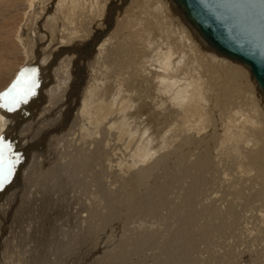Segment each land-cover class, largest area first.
<instances>
[{
    "label": "bare ground",
    "instance_id": "obj_1",
    "mask_svg": "<svg viewBox=\"0 0 264 264\" xmlns=\"http://www.w3.org/2000/svg\"><path fill=\"white\" fill-rule=\"evenodd\" d=\"M175 1L23 0L38 102L0 107V264H264V78Z\"/></svg>",
    "mask_w": 264,
    "mask_h": 264
},
{
    "label": "water",
    "instance_id": "obj_2",
    "mask_svg": "<svg viewBox=\"0 0 264 264\" xmlns=\"http://www.w3.org/2000/svg\"><path fill=\"white\" fill-rule=\"evenodd\" d=\"M208 41L239 52L264 78V0H176Z\"/></svg>",
    "mask_w": 264,
    "mask_h": 264
},
{
    "label": "rangeland",
    "instance_id": "obj_3",
    "mask_svg": "<svg viewBox=\"0 0 264 264\" xmlns=\"http://www.w3.org/2000/svg\"><path fill=\"white\" fill-rule=\"evenodd\" d=\"M5 2H6V4H5ZM13 3V4H12ZM3 4H5V6L3 5ZM22 4H23V0H0V91L1 92H3L4 90L6 91L8 88H9V86L13 83V81L15 80V78H16V75L18 74L17 72V70H18V68L24 63V58H23V56H22V49H20L19 50V48L15 45V43H14V41H13V31L16 29V27L22 22V14H20V13H22V11L24 10L23 9V7H22ZM19 5V6H18ZM13 29V30H12ZM121 30V29H120ZM120 30H119V32H120ZM122 32V31H121ZM120 32V34H121V37L123 36V34ZM121 39V42H120V44L122 43V39L123 38H120ZM13 41V42H12ZM124 41V40H123ZM9 42V43H8ZM6 47V48H5ZM107 48H109V47H107ZM124 48V47H123ZM10 49V50H9ZM109 56H110V58H109ZM122 56H123V54H122ZM107 57L109 58H107L106 60H104V61H108V62H106L108 65L107 66H109V67H113V66H115V61H114V59H112V54L110 55V54H107ZM125 57V56H124ZM106 58V57H105ZM109 61L111 62L110 64H109ZM113 63V64H112ZM119 64V63H118ZM19 66V67H18ZM11 77V78H10ZM11 79V80H10ZM179 91L180 92H182L181 91V89H179ZM29 97H31L30 95H28L26 98H29ZM25 98V99H26ZM37 99H35L34 97H31V100L29 101V103L31 102L33 105H34V101H35V104L38 102V100L36 101ZM127 99H121V100H116V103L115 104H118V106H120L121 105V107L123 108V111L124 110H127V111H129V113H128V115L126 114L125 115V118H128V117H132L131 118V123L132 124H136V125H138V126H140V124H141V120H143L144 122H149L150 121V125L148 124V126H149V131L151 132H154V133H157L158 132V130L160 129L161 130V127H162V125H160V123H159V121H160V119L161 118H157L156 117V119L154 120V121H152L153 120V118H154V114H150V113H153V112H146V115H145V113H144V109H143V106H142V103H141V100H139V99H134V100H127ZM33 101V102H32ZM161 101L160 100H158L157 99V101L155 102V104H154V106H156V107H158V110L160 109V107L161 106H163V104L161 105V103H160ZM24 103V100H22L20 103H18V104H16V105H12V104H8V108H12L13 107V109H14V113H16V114H14L15 116V118L17 119H14V121L16 122V121H19V118L21 117V114L23 113L22 111H24L25 110V108H26V106L23 108V107H21L22 106V104ZM129 103V104H128ZM32 104H29V105H31V106H33ZM137 105V106H136ZM141 107H140V106ZM163 107H165V106H163ZM7 108V109H8ZM135 108V109H134ZM166 108V107H165ZM132 109H134V110H132ZM162 109V112L164 111H167L168 109H164L163 110V108H161ZM22 110V111H21ZM20 111V113H18ZM157 111V110H156ZM114 112V111H113ZM115 113V112H114ZM113 113V114H114ZM132 113V114H131ZM138 113H140V115L138 114ZM169 114L170 112H165V114ZM170 114H172V113H170ZM22 116H24V114H22ZM167 116V115H166ZM171 116V115H170ZM169 116V117H170ZM139 117H142V118H140L139 119ZM143 118H146L145 120L143 119ZM152 118V119H151ZM158 119H159V121H158ZM149 120V121H148ZM158 123H157V122ZM153 122V123H152ZM154 122H156V124L154 123ZM127 124V123H126ZM152 124V125H151ZM159 124V125H158ZM24 126V125H23ZM142 126V125H141ZM155 127V128H154ZM157 127V128H156ZM130 128V126H127V125H124V127H123V129L124 130H127V129H129ZM9 129H11V128H9ZM159 130V131H160ZM12 129L11 130H9L6 134H4L3 135V137H0V142H2V143H4L5 141V143H6V145H9L10 144V147L8 148V149H5L4 151V157H5V161H6V163L7 164H9V165H11V168H12V164H13V162H14V156L16 155L15 153H16V150H14V148H12L11 146H13L12 145V141H11V143H10V141H9V139H12ZM151 132V133H152ZM158 133H160V132H158ZM11 134V135H10ZM5 136V137H4ZM140 136V135H139ZM4 141V142H3ZM143 141V143H144V141L145 140H142ZM4 143V144H5ZM11 148H12V150H11ZM12 151V152H11ZM15 151V152H14ZM13 155V156H12ZM9 158V159H8ZM16 159H18V157H16ZM10 160V161H9ZM9 161V162H8ZM11 173V172H10ZM12 175H9L8 176V179L6 180L7 181V183H6V181L4 182V184L6 183V184H8L9 182H12L13 183V176L11 177ZM4 184H2V185H0V190L2 189V187H3V185ZM13 190V189H12ZM12 192V191H11ZM10 192V195H12V193ZM12 197H14L13 195L12 196H10L9 198L11 199ZM10 199H9V201H10ZM9 226H13V224H10ZM48 229H49V226L47 227ZM239 230V229H238ZM241 232L242 231H240L239 233H237V235H236V237H238L239 238V236H240V238L241 239H243L242 238V236H243V232H242V234H241ZM235 235L234 236H225V240L227 239V241H236V239L234 240V237H235ZM227 237H229V238H227ZM230 238H231V240H230ZM233 239V240H232ZM28 241V239L25 241V242H27ZM25 242L23 243V245L25 244ZM34 243V242H33ZM29 244V245H28ZM36 244L37 243H34L33 245H32V243H27V246L29 247V248H32V247H34V246H36ZM8 249V248H7ZM231 255H229V256H222V259H224L225 261H231L230 260V258L232 259V256L230 257ZM25 257V256H24ZM23 257V258H24ZM228 257H229V259H228ZM50 258H52V257H50ZM221 258V257H220ZM25 259V258H24ZM222 259H219V261H221ZM222 262H223V260H222ZM222 262H220V263H222ZM16 264V263H15ZM113 264H116L115 262L113 263Z\"/></svg>",
    "mask_w": 264,
    "mask_h": 264
},
{
    "label": "snow or ice",
    "instance_id": "obj_4",
    "mask_svg": "<svg viewBox=\"0 0 264 264\" xmlns=\"http://www.w3.org/2000/svg\"><path fill=\"white\" fill-rule=\"evenodd\" d=\"M33 87L34 80L32 79V76L29 75L27 71L20 73L11 88L7 92L0 94V100L4 101L3 103H0V107H5L9 103L12 105L18 104L28 95L32 94ZM9 147L10 145L0 142V185L8 179L11 172V165L6 163L4 157V150Z\"/></svg>",
    "mask_w": 264,
    "mask_h": 264
}]
</instances>
